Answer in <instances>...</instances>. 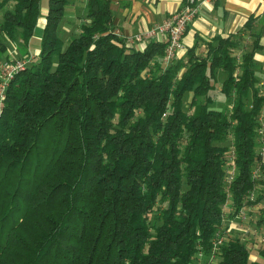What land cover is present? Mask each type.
I'll return each instance as SVG.
<instances>
[{
  "label": "trees",
  "instance_id": "obj_1",
  "mask_svg": "<svg viewBox=\"0 0 264 264\" xmlns=\"http://www.w3.org/2000/svg\"><path fill=\"white\" fill-rule=\"evenodd\" d=\"M82 1L66 41L70 0H47L34 59L40 0H0V63L11 47L31 58L0 112V264H196L242 207L264 220L253 51L237 58L242 39L219 37L205 57L164 66L165 42L135 49L114 32L110 0ZM218 69L225 112L208 106ZM215 264L256 263L231 233Z\"/></svg>",
  "mask_w": 264,
  "mask_h": 264
},
{
  "label": "crops",
  "instance_id": "obj_2",
  "mask_svg": "<svg viewBox=\"0 0 264 264\" xmlns=\"http://www.w3.org/2000/svg\"><path fill=\"white\" fill-rule=\"evenodd\" d=\"M197 3V15L188 25L182 37L184 47L177 53L173 62L179 61L187 64L190 57H205L210 48L215 46V40L219 37L223 39L228 36L241 38L240 49L234 50V53L238 58L244 51H253V69L258 78L255 88L257 96L264 97V0H198ZM182 4H184L183 0H110L109 8L113 30L123 39L142 33L154 25L163 23ZM45 13L46 8L40 11L36 27L42 29ZM83 14L84 2L70 0L64 17L66 23L68 19L72 20V27H68V24L64 25L65 32L70 33L68 38L78 32ZM251 32L254 33L253 36L250 35ZM254 37H256V41L253 39ZM150 42L163 43L165 40L162 36L157 35L144 44H136L133 47L142 50ZM253 43L254 45H252ZM11 50L12 47L9 51ZM220 85L217 86L218 91ZM261 137L264 138V123ZM262 156L264 166V155ZM253 210L255 219H264V202L253 207ZM225 222L228 223L227 220ZM228 226L247 243L249 260L256 264H264V242L259 243L256 236L246 233L240 227V222L228 223ZM250 228L257 229L264 234V220L259 224L253 223Z\"/></svg>",
  "mask_w": 264,
  "mask_h": 264
},
{
  "label": "built area",
  "instance_id": "obj_3",
  "mask_svg": "<svg viewBox=\"0 0 264 264\" xmlns=\"http://www.w3.org/2000/svg\"><path fill=\"white\" fill-rule=\"evenodd\" d=\"M198 12V3L195 0H187L180 8H178L167 20L163 23L154 25L153 27L147 29L142 33H137L131 37L125 38V42L129 46H133L136 44H144L149 39L160 35L165 40V47L162 55V63L164 66L170 65L174 59L176 58L177 53L183 49L184 45L182 42V37L186 31V28L191 23V21L195 18ZM118 35V34H117ZM30 57H17L14 54V51L11 53V57L8 60H4L0 63V112L3 107V99L5 89L8 85L9 79L16 72L24 69L26 65L30 62ZM262 94V92H261ZM264 120V116L261 115L259 117V121L262 123ZM258 135L261 136L262 129L257 130ZM261 144L260 155H264V143L262 142V138L259 139ZM232 157L230 158V166L226 170V180L225 183L228 185L229 181L232 179L234 174V165H233V154H230ZM258 172V168L253 171V175H256ZM226 206H224L225 208ZM247 207H242L236 213V219L240 223L247 222ZM235 221H230L229 223H234ZM231 228L228 226L227 229H222L221 231H217L215 237L212 241L211 249L209 251V255L206 259H204V255L202 252H198L196 255V264H215L217 260V256L219 254L220 246L222 243L227 240L231 235ZM246 233H250L257 237L258 242H264V234L260 233L257 229H253L248 227L245 229Z\"/></svg>",
  "mask_w": 264,
  "mask_h": 264
},
{
  "label": "rangeland",
  "instance_id": "obj_4",
  "mask_svg": "<svg viewBox=\"0 0 264 264\" xmlns=\"http://www.w3.org/2000/svg\"><path fill=\"white\" fill-rule=\"evenodd\" d=\"M46 6H47V0H40L41 10L45 9ZM65 24H68V27H72V20L71 19H68V22L66 23L65 18H63L61 20V23H60V26H59V32H58V34L61 36L62 39H64V40L67 41V38L69 37V34L70 33L65 32V30H64V25ZM40 39H41V28L36 27L34 29V32H33L32 37L30 38V40L28 42V45L26 47V49L28 50V55L31 58L37 59V56L36 55H37V52L39 51V48H40ZM12 52H13V50H11V53ZM16 52H17V55L16 56L17 57H20L18 55L19 54V50L18 49H16ZM11 53H9V56L7 58H10L11 57ZM2 59H6V58L2 57ZM2 61H4V60H2ZM224 77H225V73L222 72V71H220V70H217L216 71V76L212 80V86H213V88L208 93L210 95H213V100L208 104V106L209 107H212V108L219 109V110H221L223 112L228 111L229 104L231 103L230 102V98L225 97L223 94H221L217 90V86H219V84H221L222 79ZM198 100L204 101L203 96L198 97L197 101ZM260 149H261V147H260ZM247 215H248V212H247ZM253 217H254V214H253ZM253 223L254 222H252V221L251 222L249 221V222H246V223H241V226L240 227L245 230L248 227H250ZM231 233H232V235H238V233L235 232V231H233ZM245 235H246V233H245Z\"/></svg>",
  "mask_w": 264,
  "mask_h": 264
}]
</instances>
